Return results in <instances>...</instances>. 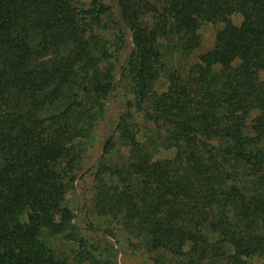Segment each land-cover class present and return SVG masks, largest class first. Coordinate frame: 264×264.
Returning a JSON list of instances; mask_svg holds the SVG:
<instances>
[{"label":"trees","instance_id":"trees-1","mask_svg":"<svg viewBox=\"0 0 264 264\" xmlns=\"http://www.w3.org/2000/svg\"><path fill=\"white\" fill-rule=\"evenodd\" d=\"M164 3L0 0V264H61L35 233L70 225L63 201L122 87L94 172L98 210L154 264H264V0ZM205 22L219 26L213 47L184 62ZM70 82L72 104L43 115ZM137 112L157 136L141 140ZM116 138L127 157H113ZM107 251L97 261L120 264Z\"/></svg>","mask_w":264,"mask_h":264},{"label":"rangeland","instance_id":"rangeland-1","mask_svg":"<svg viewBox=\"0 0 264 264\" xmlns=\"http://www.w3.org/2000/svg\"><path fill=\"white\" fill-rule=\"evenodd\" d=\"M152 2L153 5L160 6L165 5L164 0H140L141 3ZM76 0H71V7L76 11ZM162 8V7H161ZM219 26L213 22H205L202 24L200 32L202 34V44L195 49L189 59L186 61H198L201 54L213 47L215 42V35ZM109 45L114 50L112 36H109ZM132 39H128L132 48L134 42ZM130 46L126 44L121 54V61L119 66L126 58ZM73 45H71V54L73 53ZM64 53L69 51V45L63 47ZM165 61L177 66V58L183 60L184 56L179 54L176 57L166 55ZM118 78L119 77V74ZM117 78V79H118ZM120 80V79H119ZM123 84V81L121 82ZM168 80L166 77L159 78L155 84L157 91L165 90L168 86ZM67 93L56 100L53 104H47L43 111V115L50 116L55 113L64 111L69 104H72V90L71 82L66 87ZM126 87H122L116 90L111 98V105L108 108L105 117L98 121V124L94 130L95 140L93 141V152L90 149L84 154L83 169L77 174L75 180L71 182V189L65 196L63 201L64 205H67L73 210V216H71V223H76L77 230L74 235H71V223L63 231H53L50 229V225H42L36 234L37 239L44 243L47 248L50 249V254L55 261L61 264H100L99 260L101 254L107 253V249L111 248L116 251L115 260L120 264H154L151 254L145 249L131 244L128 239V234L121 227V225L113 218V216L105 213H101L96 205V188H95V176L96 163L103 155L104 144L107 145L112 132L117 127L119 115L124 109V98L130 97V92ZM134 119L142 123L144 126L142 131L141 140L146 137L144 133L150 136H157L159 134L158 129L152 121L147 120L142 113H135ZM118 137V136H117ZM90 140L87 142L89 143ZM115 159H121L129 155V150L126 146L122 145L120 140L116 138V145L112 149ZM72 153V148H71ZM73 159L71 154V169L73 165ZM91 161H93L91 163ZM102 180H112L107 175H102ZM72 180V179H71ZM66 225V223H65ZM111 233H115L112 236ZM72 237V238H71ZM126 237V238H125ZM2 249V247H0ZM256 262H258L256 260Z\"/></svg>","mask_w":264,"mask_h":264}]
</instances>
